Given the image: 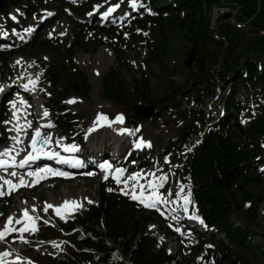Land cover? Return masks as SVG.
Instances as JSON below:
<instances>
[{
	"label": "rangeland",
	"instance_id": "1",
	"mask_svg": "<svg viewBox=\"0 0 264 264\" xmlns=\"http://www.w3.org/2000/svg\"><path fill=\"white\" fill-rule=\"evenodd\" d=\"M115 1L121 0H27L19 6L8 4V13L18 16L16 24L21 28L17 36H13L14 41L16 42V39L22 40L23 37L26 39L27 35L24 30L33 24L38 25V27L27 39L39 35L40 44L34 49L14 54L8 59L0 57V89L11 84L18 86L25 80H35L38 77L35 89H37L43 104L49 111L47 123L55 129V141L64 140L70 145H76V140L80 142L81 135L85 134L86 129L93 124L97 114L100 113L112 121L111 126L119 124L121 128L130 127L132 129L131 134L122 135L124 137L122 141L113 137V129L106 126L92 134L86 143L80 142L82 145L79 144L81 147L79 150L84 151L92 159H97L96 156L104 152L105 146L116 149L118 145L120 152L127 157L134 152L131 149L132 144L142 139H152V146L144 154L152 155L154 153L151 158H155L156 151L159 152L167 144L169 137H176L179 129L190 117L191 111H185L182 108L184 104L181 103L187 101L191 105L198 104L193 92L189 94V91H186L174 98H170L169 95L172 87L180 88L183 86V82L190 80L192 76V64L195 59L189 61L188 52L195 39L192 42L189 41L185 30H178L170 24L156 26L144 21L145 14L155 13L150 5L144 6L141 14L134 16L141 20V24H136L133 19L126 20L120 33L115 30L106 32L95 28V16L89 15L91 9L95 6L106 7L108 3ZM46 15L50 16L49 19L42 22V17ZM88 18H91L90 23L87 22ZM77 25L89 27L78 30ZM15 31L12 30V32ZM239 34L241 37L250 38L257 33L249 27L240 31ZM162 40L166 42V51L159 49ZM71 43H79V46L82 47V50H77L73 65H70L63 56L64 48ZM211 46L212 49L215 47V45ZM7 49L1 48L3 52ZM215 57L213 56L212 59ZM18 61L19 63H17ZM214 63L213 61L210 64L211 69ZM111 68L120 72V78L124 84L123 89H125V105L113 106L103 97L102 78ZM51 69L61 72V79H65L67 76L75 77L76 71L74 72V69H77L86 76L90 86L87 97H80L77 92H73L64 97L62 101L66 111L80 113L82 117L77 124L75 133L68 136L59 133L57 130V125H59L64 113L59 112L51 102V97L60 89L50 80L49 71ZM141 77L147 79V97L156 104L159 115L134 125V121L128 112L129 108L135 104H146H142L136 98L130 83L132 78L139 79ZM219 86L220 84L214 79L208 96L213 98L214 92L219 90ZM73 98H75V102L68 103ZM216 99H214V103H216ZM235 100L242 105L240 120L242 125L246 127V123H250L264 106V86H241L236 92ZM33 101H35L34 96ZM34 111L36 112V110ZM118 114L123 115V123L116 121ZM120 127H118V131L121 130ZM260 140L263 154L260 164L256 167V172L260 178L264 179V138ZM118 142L119 144H117ZM166 157L175 166V159L169 155L164 158ZM172 175L173 171L170 172L171 178ZM96 181L97 178L92 177L72 181L51 180L40 184L32 191L27 190L28 187L21 189L16 194H11L8 200L0 197V228L4 226L9 216L14 217V219L22 217L23 210L21 208L24 206L28 209L29 215L36 217L35 224L38 229L35 232L16 231L8 233L4 240L0 241V253H9L3 259L17 256L23 259V262L18 264H52L56 260H62L68 264L76 263L78 260L73 255L76 249L73 241L80 236V227L77 225L79 229H74L70 234H63L61 230L66 231V229L62 228L61 225L62 222H66V224L75 223L83 212L95 203ZM173 185V188L166 191L167 197L171 199L174 206L183 210L184 200L182 197L189 196L191 203L187 207L189 212L193 211L188 174L185 171H178ZM182 188L183 192H181ZM249 188L250 193L258 197L254 206L256 208L255 227H264V186L256 185L249 186ZM177 192L181 193L179 197L176 195ZM79 193L85 195L82 200V208L76 207L74 211H65L66 216L63 219L53 213L51 208L45 211L47 205L51 204V200L61 203L66 198V194L70 198H78ZM88 200L92 202L90 203ZM244 212L242 210V212L232 216V220L236 224L242 225L243 228L246 227ZM24 223L26 221L19 224L14 223L13 227L20 229ZM21 235H23L24 241L19 239ZM221 237H223L222 234L217 236V238ZM160 242L168 245L172 254L179 253L181 258L190 253V247L196 244L197 236H191L187 241H180L178 246L163 232L160 235ZM253 242L264 248V242L259 232H255L253 235ZM181 245L182 247H180ZM176 249H179L180 252H176ZM233 249L234 259L230 263L224 264H236L237 258L243 250L236 246H233ZM222 254L223 250L219 245L210 240H205L196 259L207 264H214L220 261ZM4 264L11 263L6 262Z\"/></svg>",
	"mask_w": 264,
	"mask_h": 264
},
{
	"label": "trees",
	"instance_id": "2",
	"mask_svg": "<svg viewBox=\"0 0 264 264\" xmlns=\"http://www.w3.org/2000/svg\"><path fill=\"white\" fill-rule=\"evenodd\" d=\"M5 1L18 6L27 0ZM234 1L242 5L241 19H249L254 15L250 28L257 34L244 38L240 36V31L221 23L218 34L227 40L225 48L222 47V42L212 38L209 32V12L220 0H151L155 15H146L144 21L156 26L170 24L178 30H185L186 37L191 42L203 30L200 51L192 64V76L190 80L184 81L180 88L172 87L170 98L189 91V94L193 92L196 102H199L210 94L211 84L214 83L210 64L216 61L219 54L223 55L216 80L221 85L228 81L232 83L231 90L224 100L225 115L204 133L198 147L188 157L185 171L189 174L195 210L201 214L209 227H213L225 237V241L217 240L215 234H209V239L223 250L220 261L214 264L230 263L234 259L233 246L243 250L236 264H264V248L253 242L255 232H259L264 242V227H255L254 206L258 197L253 196L249 188L264 186V179L256 172L262 155L260 139L264 138V107L245 127L239 122L237 115L241 104L235 100L236 92L241 86H264V0ZM135 23L142 22L137 19ZM83 28L77 25L78 30ZM95 28L100 29L97 26ZM100 30L114 31L112 28ZM38 38L39 35L33 37L29 43L17 45L6 53L0 52V57L8 59L13 54L34 49L40 44ZM165 44L162 40L159 46L161 51H166ZM211 45L215 47L212 49ZM79 49L82 50L79 43H71L64 48L63 56L70 65H73V59ZM213 56L216 57L212 59ZM75 71V77L67 76L65 79H61V72L53 69L49 71L50 80L56 87H60L51 99L58 111L64 109L62 101L67 95L77 92L80 97H87L89 94L90 86L86 76L77 69H74ZM131 80L130 87L136 98L142 104H150L151 99L147 97V79L141 77ZM101 85L106 101L113 106L126 104L124 84L118 70H108ZM189 116L188 121L176 134V141H171L166 150L169 147L176 151L178 143L196 133V124L202 125L204 122V116L197 110H192ZM81 118L80 113H64L59 121V130L63 133L75 131ZM96 197L97 203L84 211L75 223L64 225L67 231L78 225L86 234L76 242L77 248L73 252L78 261L70 264H171L174 260L175 264H207L196 259L202 248V241H205L201 235H198L197 244L191 247L190 253L177 259L176 255L169 254L165 245L158 243L151 235L149 224L157 221L154 213L144 211L138 204L119 194L111 180L97 184ZM242 210L245 211V228L232 220V216ZM113 251L120 253L121 261L112 260ZM52 264L68 263L58 260Z\"/></svg>",
	"mask_w": 264,
	"mask_h": 264
},
{
	"label": "snow or ice",
	"instance_id": "3",
	"mask_svg": "<svg viewBox=\"0 0 264 264\" xmlns=\"http://www.w3.org/2000/svg\"><path fill=\"white\" fill-rule=\"evenodd\" d=\"M119 6H120L119 4H113L111 7H109L107 9L106 12L103 13V16L107 17L109 14L114 12L115 9L118 8ZM133 6H135L134 3H133ZM49 15H51V13H49ZM13 19H16V17L13 16ZM17 63H19V61ZM38 79H39L38 77L35 80L29 79L28 84H25L24 87L26 89H28L29 86L31 85V90L34 91L35 85H36ZM74 102H75V98L68 101V103H74ZM11 103H12V106L14 109L13 119H15L17 121V124L14 126L15 130L17 132V136L12 137V139L15 143L11 148L6 147L2 151H0V168H3L5 170H7L8 168L14 169L17 166L20 168H23L26 165H29L31 162L39 159L41 155H49V153L46 152L44 149H45L46 145L51 143V137L49 135H42L41 129L43 126L35 127L31 131V135H30V149L31 150L28 151L22 159L17 161L16 157L20 155V152L17 151V146L23 143V141L20 139V135L21 134L28 135L27 130L32 128V122L25 120L23 125H21L19 122V117L17 116V112L20 111V108L17 107V104L15 101H13ZM19 103H20V105H26L27 104V102L24 101L22 98L20 99ZM48 115H49L48 111L44 110L43 117H48ZM116 121L123 123L124 122L123 115L118 114L116 116ZM111 123H112V121H110L109 118L106 115H104L103 113L97 114L96 126H103L104 124L111 126ZM48 126H51V125L49 124ZM91 130L92 129H90V131ZM120 131H121V134L126 133V132L131 133V130H129L127 128L121 129ZM136 131H139V129H136ZM56 143L58 145H60L65 152H75L78 150L76 145L61 144L60 140H57ZM142 143H144V142L141 141L140 143H137L136 147L137 148L141 147ZM148 146L150 147L151 144L149 143ZM21 151H23V149H21ZM50 155L52 157L57 158L61 163H70L71 162L67 157H61L59 152L52 151L50 153ZM75 163L79 164L80 161L76 160ZM100 167L102 169H110L112 167V165L108 161H105L103 164L100 165ZM121 173H122L121 169L115 170V175H113V179L116 180L117 183H121V180H120ZM45 174L61 175V176L68 175L67 173L60 172V171H57V170H54V169H51L48 167H44V168H39L35 171H31L28 173L29 176L36 178V179H33L31 182L26 180L23 175H20L18 180H16V181H13L12 179L0 177V181H2V183H0V196H3L5 194V192H4L5 186H7L8 193L11 194V192L17 190L18 188H20L22 186H30V184L37 183L39 181V179H41L45 176ZM10 175L11 176H17V173L15 171H12L10 173ZM89 175H91V173H89ZM108 175L109 174L106 173L104 178L108 179ZM129 179H138V176L136 174H134L132 177H129ZM165 179H166L165 177H160L159 182H156L155 180L149 181L148 187L150 189H152V191L150 193H145L144 188L142 186L140 187L139 193H137V191H136L137 185L133 184L131 192L125 193V194H130L131 199L138 200L145 207L156 208L158 204L167 203V200L160 193H158L156 191L157 188L163 186V181ZM123 183L125 184L126 187L128 186L127 180L123 181ZM109 190L111 191V189H109ZM121 191H123V189H121ZM181 192H183V188L181 189ZM180 194H181L180 192L176 193V195L178 197L180 196ZM146 196H147V198H145ZM182 198L184 200L183 211L185 213H188L189 209H188L187 205L189 203H191V200H190L189 196H183ZM89 202L91 203L92 201H89ZM77 206H78V204L76 201L65 200L62 205L55 206V211H56V214L59 215L63 219L64 218V212H62V209H64L65 211H74ZM52 207H54V206L51 204L47 205V207L45 208V211H47L48 208H52ZM193 218L196 220H199L200 223L203 224V220L200 219L199 216L193 215ZM35 219H36V217L29 215L28 209L23 210V216L20 218L14 219V217L9 216L7 218L4 226L2 228H0V241L4 240V238L10 232H16V231H19V232L32 231V232H35V231H37L38 229H37L36 224H35ZM22 221H26V223H24V226L22 228L17 229L15 227H13L14 223L19 224ZM19 239L21 241H24L23 235H21L19 237ZM7 255H9V253H7V252L0 253V264H3V257H5Z\"/></svg>",
	"mask_w": 264,
	"mask_h": 264
},
{
	"label": "water",
	"instance_id": "4",
	"mask_svg": "<svg viewBox=\"0 0 264 264\" xmlns=\"http://www.w3.org/2000/svg\"><path fill=\"white\" fill-rule=\"evenodd\" d=\"M8 5L4 0H0V12L7 13L8 12ZM228 14L225 15L227 17ZM202 37V30L201 33L196 37L194 42L191 45V48L188 52L189 61H192L196 58V55L200 48V41ZM155 103H151L149 105H141L135 104L134 106L129 108V115L132 117L135 123H141L145 120L151 119L155 113Z\"/></svg>",
	"mask_w": 264,
	"mask_h": 264
},
{
	"label": "bare ground",
	"instance_id": "5",
	"mask_svg": "<svg viewBox=\"0 0 264 264\" xmlns=\"http://www.w3.org/2000/svg\"><path fill=\"white\" fill-rule=\"evenodd\" d=\"M111 4H115V3H110V5ZM14 16V15H13ZM34 27H35V25H30L27 29H26V31L25 32H29V31H31V30H33L34 29ZM26 81V80H25ZM25 81H23V82H25ZM26 84H28V80L26 81ZM31 86V85H30ZM33 95L36 97V104L38 105V112H39V114L40 115H43V112H44V110H47L45 107H44V102L42 101V97L40 96V94L37 92V91H34V93H33ZM95 123L93 124V127L96 125V121H94ZM107 126V125H106ZM105 126V127H106ZM112 129H113V137H115V138H117L119 141H121V139L123 138V136H122V134H121V132L120 131H118V127H120V125L119 124H114L113 126H110ZM95 130H94V128H93V130H87V134H91V133H93ZM119 132V133H118ZM131 134V133H130ZM117 144H119V142L117 143ZM83 194H79V196H78V198H70V197H68V195L66 194V198L64 199V201L65 200H69V201H76L77 202V204H78V207H81L82 206V204H83ZM89 201V200H88ZM51 203H52V205L55 207V206H59V205H61L60 203H57V202H54V201H52L51 200ZM22 208H23V210L24 209H26L24 206H22ZM82 208V207H81ZM11 253V252H10ZM11 257V256H10ZM9 257V258H10ZM114 257L115 258H120L116 253H114ZM11 258H16V256H14V257H11ZM6 262H9V263H12L10 260H8V259H3V264L4 263H6Z\"/></svg>",
	"mask_w": 264,
	"mask_h": 264
},
{
	"label": "built area",
	"instance_id": "6",
	"mask_svg": "<svg viewBox=\"0 0 264 264\" xmlns=\"http://www.w3.org/2000/svg\"><path fill=\"white\" fill-rule=\"evenodd\" d=\"M229 13L230 16L227 19L228 22L232 23L237 28L245 26L246 22H240L236 20V17L240 14V5L236 1L221 0V4L214 7L212 10V24L214 19L222 14Z\"/></svg>",
	"mask_w": 264,
	"mask_h": 264
}]
</instances>
